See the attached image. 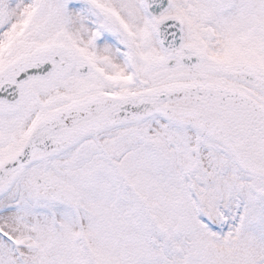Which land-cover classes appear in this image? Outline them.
<instances>
[{
	"label": "snow or ice",
	"instance_id": "obj_1",
	"mask_svg": "<svg viewBox=\"0 0 264 264\" xmlns=\"http://www.w3.org/2000/svg\"><path fill=\"white\" fill-rule=\"evenodd\" d=\"M0 264H264V0H0Z\"/></svg>",
	"mask_w": 264,
	"mask_h": 264
}]
</instances>
